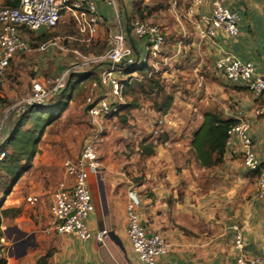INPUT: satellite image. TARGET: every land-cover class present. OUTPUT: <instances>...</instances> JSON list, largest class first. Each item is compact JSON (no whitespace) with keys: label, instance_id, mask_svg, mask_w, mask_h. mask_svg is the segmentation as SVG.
Returning <instances> with one entry per match:
<instances>
[{"label":"crops","instance_id":"obj_1","mask_svg":"<svg viewBox=\"0 0 264 264\" xmlns=\"http://www.w3.org/2000/svg\"><path fill=\"white\" fill-rule=\"evenodd\" d=\"M172 1L166 0L170 9L165 12L172 15L168 14L170 21L156 20L163 35L172 34L171 32L186 35L190 32L195 37L194 48L202 51L204 59L196 58L193 73L187 77H184L182 72L176 73L178 75H173L175 74L173 72L169 79L165 78L166 85L170 83L175 87L169 92L173 97V103L167 113L160 114L152 107L149 109L161 116L153 130L173 128L168 126L170 124L184 133L182 140L176 139L174 142L176 151L172 153L173 155L156 157L155 160L162 158L159 172L153 174L145 172V182L136 188L141 202L139 212L146 229L159 233L168 245L167 253L159 258L160 261L169 264H236L237 251L234 248V241L237 233L242 236L243 249L247 256L264 255V198L256 194V174L243 166L235 139L228 148H225L222 162L211 168L201 167L195 160L190 152V141L191 132L201 125L205 112H217L224 120L247 118L250 122L249 135L254 150L260 164L264 166V113L261 116L253 114L260 101L242 84L226 81L214 67L221 52L225 51L241 61L253 63L255 72L264 76L261 58L264 39V0H226V7L238 15V34L229 37L221 29L217 31L213 40L200 36L204 21L210 16L208 3L188 14L189 0H175L176 6H173ZM157 2V0H111L110 5L98 3L99 23L92 35L81 30L76 16L71 12L61 11L60 24L67 28V25L72 23L80 34H88V39H82L87 46L91 44L89 40H92L94 46L107 42L111 44L112 36L123 32L125 44H128L136 59H140L145 55L147 47L144 39L131 35L130 23L136 19L143 21L148 11L158 10ZM172 8L177 9L175 15L171 13ZM160 14L164 15L162 11ZM168 43V48L180 47L174 41ZM110 47L111 45L99 57H105ZM205 59L209 62H204ZM164 60L166 65L171 66L172 61L175 62L177 59ZM104 66L101 61V65L94 72L97 77ZM199 71L201 81L197 75ZM132 74L135 73L124 72L120 77L124 79ZM163 80L164 78L162 82ZM187 83L189 84L183 87ZM101 89L100 93L106 92L105 89ZM177 107L182 112L193 111L196 118L190 122L175 120L176 115L173 112ZM112 109L115 110L111 114L119 108ZM189 130L190 134L186 135ZM152 143L156 146L158 140L155 139ZM98 178L96 196L93 191L95 210L89 216L87 224L92 231L101 228L110 231L111 235L109 234L104 245L94 240L82 241L72 235L56 236L44 233L43 240L48 246L44 253L37 254L35 251L31 254L27 249L23 253L21 249L12 262L9 261L11 257L9 253H6L3 256L6 264H34L35 260L47 251L52 252L48 264H140L130 248L126 235L127 184L122 179L111 177L101 179L100 176ZM22 182L23 178L3 201V208L20 209L22 200L26 201V198L32 195L39 198L37 203L41 202V198L35 193L28 194L25 198L21 196ZM52 193L49 196V205ZM48 214L49 208L47 219ZM31 239L33 246L27 248L38 247L34 237Z\"/></svg>","mask_w":264,"mask_h":264},{"label":"rangeland","instance_id":"obj_2","mask_svg":"<svg viewBox=\"0 0 264 264\" xmlns=\"http://www.w3.org/2000/svg\"><path fill=\"white\" fill-rule=\"evenodd\" d=\"M157 1L156 9L158 10L148 11L143 21L154 24H157L156 20L158 19L170 21L169 13H166L170 9V5L166 3V0ZM10 2L11 0H0V7L9 6ZM160 11L164 15H161ZM176 11V8H172L171 13L175 15ZM171 33L164 35L161 55L155 59L158 63L157 69L152 67L153 62L147 64L160 75V82L166 93L175 88L172 86L173 84L168 83L166 85V80L172 76L173 72H175L173 75L182 72V75L187 77L193 73L196 58L203 57L202 51L199 52L197 48H194L193 41L195 37L190 32L186 35ZM37 35H41L40 38ZM87 35L80 34L72 23L67 25L66 28L62 27L60 22L53 29L27 33L26 38L30 48L14 57L10 67L0 79V145L5 141L12 121L19 114L18 111L33 95L35 83H39L44 93H46L47 106L55 105L60 93H66L64 98L65 102L67 101L57 122L45 130L38 144L32 168L22 177L23 182L20 184L21 191L23 190L21 196L25 198L26 195L35 193L39 195L41 202L30 205L23 199L20 203L18 216L15 218H1L0 244L3 250L2 254L4 256L9 253L11 256L10 262L14 260V256L18 255L25 245L31 242L30 237L32 235L39 246L32 248H27L29 247L27 246V251H30L31 254L37 251L38 254L40 252L44 253L48 249L43 238H45L44 228L47 222L49 196L54 191L57 183L63 178V162L75 159L79 155L83 142L89 138L93 128H95L90 125L86 112L87 98L90 96L95 100L108 98L109 101L114 102L105 87L93 86V82L98 80L94 72L103 60V57H99V55H103L111 44L107 42L94 46L92 40H89L91 44L87 46V43L82 41L83 38H89ZM169 41L179 44V49L168 48ZM125 45L128 48V44ZM89 57L92 58L89 59ZM164 59L177 60L172 61V65L169 66L165 64ZM204 62L209 61L205 59ZM162 71L165 73L163 72V74ZM76 73H92L93 78L79 83L73 89L69 88L64 92L60 90L57 92L58 94H53L56 79L63 77L64 85H66L70 75L72 77ZM130 73H135V78L132 80L131 85L125 82L122 91L123 103L119 108L124 107L132 99L136 100L140 107L136 111L118 110L117 114L107 116L102 121V133L97 137L96 144L101 162L99 171L101 179H105V177L122 179L127 184V189L132 187L136 190L145 182V172L146 174L159 172L161 168L159 163L162 158L155 160L156 157L159 155L171 156L176 151V146L173 145L174 142L176 139L178 141L179 139L182 140L181 137L184 132L181 133L180 130L176 129V126L170 124L168 126L173 128L162 129L161 127L162 130H153L155 124L160 121L161 116L149 110L154 102V97L147 95L145 93L147 88L140 86L141 82H139L149 76L137 69ZM200 73V71L197 72L198 78ZM163 78L164 82H162ZM73 84L71 83L70 86H73ZM188 84H184L183 87ZM101 88L105 89L106 92L100 93ZM186 95L188 94L186 93ZM160 100L158 99V101ZM173 113L176 115L175 120L178 119L181 122H190L196 118L193 111L184 110L182 112L179 111L178 107L174 109ZM123 114L127 115L125 124L121 120ZM189 132L190 130L186 132V135H189ZM155 139L158 140L156 146L151 144ZM153 145L154 148L152 149L151 146ZM145 147L152 149L153 155L140 154ZM98 182L99 178L98 180H92L95 196Z\"/></svg>","mask_w":264,"mask_h":264},{"label":"built area","instance_id":"obj_3","mask_svg":"<svg viewBox=\"0 0 264 264\" xmlns=\"http://www.w3.org/2000/svg\"><path fill=\"white\" fill-rule=\"evenodd\" d=\"M110 5L111 0H18L16 7H0V79L8 69L9 63L17 53L27 51L30 44L26 38L28 32L37 33L55 28L60 22L61 11L73 13L82 31L94 34L99 23L97 4ZM205 3L209 4L210 16L204 21V28L200 30L203 39L213 40L218 30H224L229 37L238 34V15L226 7V0H189L187 13L192 14ZM176 6V1H172ZM131 35L145 40V55L136 59V55L126 47L123 32L115 33L111 40L109 52L103 57L105 66L100 71L93 86H103L114 102L108 98H87V115L93 132L83 142L79 155L75 159L65 160L62 166L63 178L57 183L52 193L49 205V214L44 228L47 235H72L79 240H94L104 245L109 238L110 231L101 228L92 231L87 220L94 212L92 180L99 177L101 162L98 154L97 137L102 133V121L113 110L112 104L118 108L123 103L122 91L125 82L130 83L135 77L131 75L122 79L124 72L130 73L137 66L152 63L157 69L155 59L161 55L164 44L163 33L159 25L148 21L134 20L129 27ZM261 58L264 64V39L262 42ZM156 63H155V62ZM218 72L226 81L242 84L257 100L258 107L253 110L255 116L264 113V76L255 72L253 63L241 61L234 55L222 51L214 64ZM154 69V70H155ZM201 81V77H199ZM65 87L64 78L55 81L54 95ZM47 96L41 85L35 83L33 95L18 111L25 107L47 105ZM250 122L247 118L239 117L227 132L226 148L235 139L238 144V154L243 166L256 174V194L264 198V166L257 158L253 141L249 135ZM2 155H0V160ZM28 204L34 205L39 201L37 196L26 198ZM141 202L135 189L127 191L125 207L126 235L132 252L140 264H169L159 258L167 253L168 245L165 239L157 232H149L142 224L139 208ZM237 251L236 264H264V255L249 257L243 249V240L237 233L234 241Z\"/></svg>","mask_w":264,"mask_h":264},{"label":"trees","instance_id":"obj_4","mask_svg":"<svg viewBox=\"0 0 264 264\" xmlns=\"http://www.w3.org/2000/svg\"><path fill=\"white\" fill-rule=\"evenodd\" d=\"M17 5L18 0H12L9 6L16 7ZM39 36L41 35H37L38 38H40ZM24 52L15 54L8 68L14 57ZM135 69L149 76H146L145 79L139 82H141L140 86L147 88L145 93L154 97L152 108L160 114L167 113L172 106L173 97L171 94L166 93V90L162 87L159 78L160 75L147 64L139 65ZM92 78V73H76L72 77L70 75L62 92L69 88L73 89L79 83H83ZM131 82L128 85H131ZM71 83H74L73 86H70ZM65 94L60 93L57 103L53 106L46 105L38 107L33 105L25 107L12 121L5 141L0 145V155H2L0 160V226L1 218H15L20 213V209L18 208H2V203L12 192L14 186L32 168L33 160L37 154L38 144L45 130L57 122L63 108L66 106ZM158 99L161 100L158 101ZM68 100L70 99L68 98ZM115 106L112 104V108ZM139 107L140 104L132 99L121 109L118 107V110L126 109L136 111ZM118 110L112 114H117ZM126 117V114L121 116L124 124L127 122ZM235 122L236 120L233 119H222L217 112L210 111L203 114V121L197 129L191 132L190 141V152L201 167L211 168L222 162L226 148L227 132ZM151 148L153 149L154 145ZM152 149L145 147L140 154L151 156L153 155ZM2 251L0 244V264H6ZM51 254V251H47L38 257L34 264H48V259Z\"/></svg>","mask_w":264,"mask_h":264},{"label":"water","instance_id":"obj_5","mask_svg":"<svg viewBox=\"0 0 264 264\" xmlns=\"http://www.w3.org/2000/svg\"><path fill=\"white\" fill-rule=\"evenodd\" d=\"M111 235V234H110ZM31 238H33V235L31 236ZM27 246H33V243L32 242H29L27 245H25L24 247H23V253H25V249H26V247Z\"/></svg>","mask_w":264,"mask_h":264}]
</instances>
